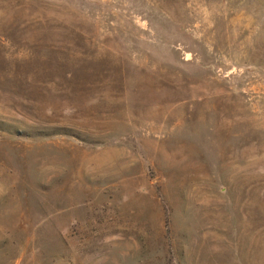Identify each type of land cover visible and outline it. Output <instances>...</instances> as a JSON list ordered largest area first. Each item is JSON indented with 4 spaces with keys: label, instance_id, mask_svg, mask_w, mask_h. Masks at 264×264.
<instances>
[{
    "label": "rangeland",
    "instance_id": "rangeland-1",
    "mask_svg": "<svg viewBox=\"0 0 264 264\" xmlns=\"http://www.w3.org/2000/svg\"><path fill=\"white\" fill-rule=\"evenodd\" d=\"M0 264H264V0H0Z\"/></svg>",
    "mask_w": 264,
    "mask_h": 264
}]
</instances>
